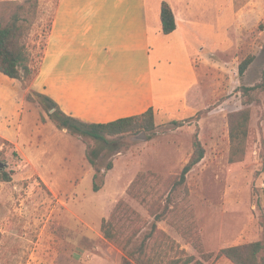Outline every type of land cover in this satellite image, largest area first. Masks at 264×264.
Returning <instances> with one entry per match:
<instances>
[{
	"label": "rangeland",
	"instance_id": "rangeland-1",
	"mask_svg": "<svg viewBox=\"0 0 264 264\" xmlns=\"http://www.w3.org/2000/svg\"><path fill=\"white\" fill-rule=\"evenodd\" d=\"M40 1L27 37L39 73L57 8L56 0ZM234 2L241 16L228 21L225 48L199 69V86L188 101L170 102L160 112L153 132L109 138L106 144L58 130L42 107L26 100L27 92L34 91L32 83L25 90L17 82L37 126L50 124L51 130L45 129L48 141H40L35 150L28 143L20 148L8 140L0 143V169L13 172L12 182H0V264H124L122 251L101 234L103 219L124 201L152 223L147 205L128 189L139 173L178 176L192 156L195 136L206 155L188 175L187 186L206 251L264 243V0ZM157 6L158 0L149 1L151 25ZM249 56L256 60L241 76L239 67ZM253 87L257 90L245 94L244 88ZM247 108V156L231 164L229 116ZM143 133L146 141L139 139ZM147 183L154 197L172 189L153 176ZM174 197L181 202L183 191ZM158 226L198 256L168 221ZM263 260L264 251L259 255Z\"/></svg>",
	"mask_w": 264,
	"mask_h": 264
},
{
	"label": "crops",
	"instance_id": "crops-1",
	"mask_svg": "<svg viewBox=\"0 0 264 264\" xmlns=\"http://www.w3.org/2000/svg\"><path fill=\"white\" fill-rule=\"evenodd\" d=\"M149 1L56 0L42 67L31 88L89 124L150 109L157 120L170 102L188 101L199 86V69L223 51L228 21H237L241 12L234 0H158L151 25ZM163 1L178 24L170 35L161 28ZM17 82L0 73V136L35 150L51 125L37 126ZM225 260L217 264H232Z\"/></svg>",
	"mask_w": 264,
	"mask_h": 264
},
{
	"label": "trees",
	"instance_id": "trees-1",
	"mask_svg": "<svg viewBox=\"0 0 264 264\" xmlns=\"http://www.w3.org/2000/svg\"><path fill=\"white\" fill-rule=\"evenodd\" d=\"M40 4V0L0 1V73L11 80L21 82L25 90L30 89L29 83H32L39 73L33 54L29 50L27 37L39 16ZM160 21L164 35H170L177 30L176 17L166 1L161 4ZM255 60V56H249L241 63V76L246 74ZM255 90L257 87L244 88L245 94ZM26 100L42 107L58 130L68 131L83 139L91 138L109 144V138L150 133L156 129L154 109L142 115L107 124H89L66 115L54 100L44 94L29 90ZM250 120L251 111L248 108L229 116L231 164L243 162L247 156ZM42 121L46 123L44 117ZM0 143L10 144L1 137ZM193 145L192 156L178 176L164 179L151 172L139 173L129 187L128 194L142 205H147L152 223L126 202L121 201L110 218L103 219L101 223L104 240L122 251L124 264H216L222 258L232 264H264V260L259 261V255L264 251L262 242L227 247L217 254L206 251L196 223L195 211L190 206V191L187 186L188 175L204 160L206 151L198 136H195ZM14 156H18L16 151ZM91 163L96 165L94 161ZM108 169H112V164L108 165ZM150 176L157 178V182L163 183L167 188L171 186V191L158 193L157 197H154L151 191L146 189ZM12 180L13 172L0 169V182L10 183ZM94 189L97 190L96 185ZM181 190L184 197L181 202H176L175 192ZM147 197H151L152 201H148ZM166 221L181 234L186 245L194 247L198 256L190 254L178 241L159 228V223Z\"/></svg>",
	"mask_w": 264,
	"mask_h": 264
},
{
	"label": "water",
	"instance_id": "water-1",
	"mask_svg": "<svg viewBox=\"0 0 264 264\" xmlns=\"http://www.w3.org/2000/svg\"><path fill=\"white\" fill-rule=\"evenodd\" d=\"M141 136H143L144 138H142V137H139V139H142V140H147V138L145 137V134L143 133ZM0 165H2V163H0Z\"/></svg>",
	"mask_w": 264,
	"mask_h": 264
}]
</instances>
